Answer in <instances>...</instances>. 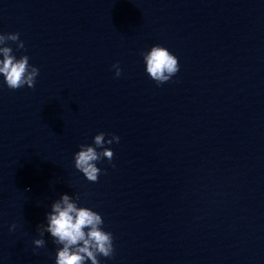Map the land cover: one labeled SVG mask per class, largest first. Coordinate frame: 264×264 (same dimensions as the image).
Returning <instances> with one entry per match:
<instances>
[{"label":"clouds","instance_id":"1","mask_svg":"<svg viewBox=\"0 0 264 264\" xmlns=\"http://www.w3.org/2000/svg\"><path fill=\"white\" fill-rule=\"evenodd\" d=\"M8 42L16 44L17 50L24 49L19 33H0V76L9 89L16 90L24 86L34 88L39 69L29 64V57L22 55L19 59L13 54ZM146 72L157 85L168 82L180 70L178 58L167 48L154 45L142 53ZM115 75H121L118 64H114ZM106 134L100 132L93 138V145H81L74 155V166L89 182H97L101 169L97 161L107 158L112 161L114 153L105 144L119 143L120 138L112 135L105 139ZM103 149L97 151V149ZM114 166V165H113ZM79 197L76 198L78 200ZM68 194L61 195L59 200L51 204V210L46 214V224L38 225L40 238L33 244L36 248L45 246L44 234H50L57 248L55 264H100L98 257L111 258L114 254L113 235L103 230L102 216L96 211L78 206ZM16 225L10 226V231Z\"/></svg>","mask_w":264,"mask_h":264}]
</instances>
